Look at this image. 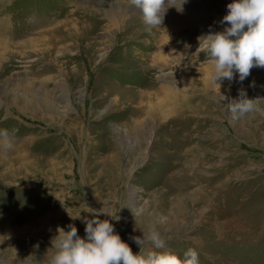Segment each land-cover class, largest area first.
I'll return each instance as SVG.
<instances>
[{
    "label": "rangeland",
    "instance_id": "1",
    "mask_svg": "<svg viewBox=\"0 0 264 264\" xmlns=\"http://www.w3.org/2000/svg\"><path fill=\"white\" fill-rule=\"evenodd\" d=\"M231 2L187 0L148 30L128 0H0V129L24 140L0 157V264H47L57 229L84 238L93 211L134 254L193 248L200 264H264V101L233 120L222 97L264 100V68L219 87L196 53L197 37L229 26ZM12 88L57 109L34 101L20 114L4 104ZM150 228L163 249L132 239Z\"/></svg>",
    "mask_w": 264,
    "mask_h": 264
},
{
    "label": "clouds",
    "instance_id": "2",
    "mask_svg": "<svg viewBox=\"0 0 264 264\" xmlns=\"http://www.w3.org/2000/svg\"><path fill=\"white\" fill-rule=\"evenodd\" d=\"M129 6L140 13L148 30L160 27L167 11L175 8L182 13L187 0H128ZM221 24L223 31H209L197 37V52L208 57L211 71L209 82L221 86L222 81H232L236 74L243 82L253 67L264 68V0H232ZM227 100L226 107L233 120H242L249 114L261 111L260 99H249L245 90H239L238 99ZM15 147V130L0 129V152L7 153ZM106 214V213H104ZM94 212L91 219L84 218L85 237L78 235L74 225L69 230L57 229L47 252V264H200L199 253L189 248L183 257L170 251H152L146 255L134 254L131 247L115 232L109 220L99 219ZM107 215V214H106ZM142 248L151 243L155 249L165 246L161 235L150 228L143 238H132Z\"/></svg>",
    "mask_w": 264,
    "mask_h": 264
},
{
    "label": "bare ground",
    "instance_id": "3",
    "mask_svg": "<svg viewBox=\"0 0 264 264\" xmlns=\"http://www.w3.org/2000/svg\"><path fill=\"white\" fill-rule=\"evenodd\" d=\"M189 11V10H188ZM105 15H109L107 12H103ZM104 15V16H105ZM103 16V17H104ZM114 22H116V20H114ZM110 24V23H109ZM127 25V24H126ZM109 29V27H107V29H105L104 31H107ZM125 29H126V26L124 27V31H125ZM118 31H119V29H118ZM113 37L111 36V37H109V40H110V42L112 43L113 42ZM174 78V77H173ZM202 85V87H203V84H201ZM15 86H17V84H15ZM10 91V90H9ZM19 91V90H18ZM5 93V96H6V102H8V103H10V105H8L5 101H4V104H6L7 106H12V107H14L16 110H17V112L18 113H20L21 114V112H20V107L21 106H23V105H27L28 106V110L29 111H33V110H36V108H34L35 107V104L33 103L34 101H36V102H38L37 104L40 106V107H42V108H44V109H46V110H51V112H55L56 111V106L55 105H49V104H43L42 105V101H43V96L44 95H42L41 97L38 95H34L33 94V92H31L30 91V89H28V88H25L22 92H20V95L17 93V90H15V89H11V91H10V94H6V91H4ZM8 92V91H7ZM2 95V94H1ZM32 96H34L35 98H36V100L35 99H33L34 97H32ZM37 96V97H36ZM40 97V98H39ZM0 103H1V101H0ZM0 106H1V104H0ZM181 108V107H180ZM50 112V113H51ZM167 112V113H166ZM182 112H184L183 110H181V111H177L176 109L175 110H166L165 111V113H166V116H170L171 115V113H174V115H176V116H180V114L182 113ZM145 113H147L145 110H144V112H142V114H145ZM139 114V113H138ZM148 114H151V113H148ZM147 114V115H148ZM55 116V115H54ZM175 116V117H176ZM131 120V122H133V118H131L130 119ZM137 121H139V120H137ZM136 122V121H135ZM138 127V126H137ZM137 127H133V131H136V129H137ZM116 134V133H115ZM142 135V134H141ZM186 135H182V137H185ZM188 139V138H187ZM24 141V140H23ZM19 142V143H15V147L11 150V151H9V152H7V153H4V152H0V157H1V159L3 160V162H4V159H7V158H9V156H11L12 154H15V153H17L18 152V150H19V148H20V146H21V149L23 150V152H24V148H23V144H24V142ZM165 140H163V142H164ZM167 141V140H166ZM166 143V148H167V150L169 149V148H171L172 146V142H170V143H167V142H165ZM164 144V143H163ZM179 151L181 150V152L183 153L180 157H185V155H186V153L189 151V150H187V148H185L186 147V142L185 141H183V140H181L180 142H179ZM19 150V152L21 151L22 152V150ZM184 149V150H183ZM170 150V149H169ZM193 150V149H192ZM19 154V153H18ZM180 157H178V156H176V157H172L171 159H172V162H171V164H177L179 161H177ZM15 158V157H14ZM21 158H24V155L21 157ZM187 158V157H186ZM17 159V158H16ZM15 160V159H14ZM189 160V159H188ZM200 160V159H199ZM206 160V159H205ZM204 160V161H205ZM23 161V160H22ZM145 161V160H144ZM184 161V160H183ZM13 162H15V161H13ZM185 162H186V160H185ZM206 163V162H205ZM5 164V163H4ZM47 164V163H46ZM143 164V163H142ZM7 165V164H6ZM184 165V164H183ZM47 166H51L49 169L52 171L53 169H55V165L53 164V162L52 161H49L48 162V164H47ZM182 166V165H181ZM191 166H193L192 165V163H190V164H186L185 165V169H189V167H191ZM5 167V166H4ZM46 167V166H45ZM44 168V167H43ZM182 169V168H181ZM183 170V169H182ZM180 172H183V171H180ZM44 174V173H43ZM182 178V177H181ZM48 179V178H47ZM183 188V187H182ZM209 188V187H208ZM134 194H131L130 196L132 197ZM132 199V198H131ZM153 216V215H152ZM45 221L46 220H44L43 222L45 223ZM42 225H43V223H42ZM143 235V234H142ZM0 237H2L1 239H4V238H7V236L3 233L2 234V236H0ZM6 240V239H5ZM8 244V243H7ZM1 245V244H0Z\"/></svg>",
    "mask_w": 264,
    "mask_h": 264
}]
</instances>
